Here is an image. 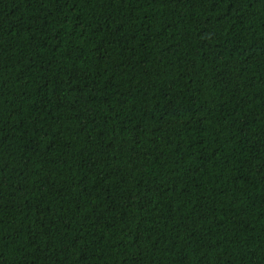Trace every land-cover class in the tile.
Returning <instances> with one entry per match:
<instances>
[{
	"label": "trees",
	"instance_id": "1",
	"mask_svg": "<svg viewBox=\"0 0 264 264\" xmlns=\"http://www.w3.org/2000/svg\"><path fill=\"white\" fill-rule=\"evenodd\" d=\"M0 264H264V0H0Z\"/></svg>",
	"mask_w": 264,
	"mask_h": 264
}]
</instances>
